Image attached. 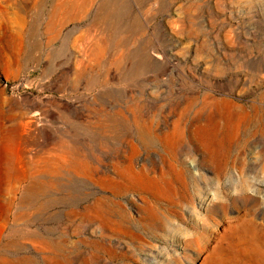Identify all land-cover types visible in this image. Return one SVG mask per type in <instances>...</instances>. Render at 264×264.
<instances>
[{
    "label": "rangeland",
    "instance_id": "1",
    "mask_svg": "<svg viewBox=\"0 0 264 264\" xmlns=\"http://www.w3.org/2000/svg\"><path fill=\"white\" fill-rule=\"evenodd\" d=\"M0 264H264V0H0Z\"/></svg>",
    "mask_w": 264,
    "mask_h": 264
},
{
    "label": "bare ground",
    "instance_id": "2",
    "mask_svg": "<svg viewBox=\"0 0 264 264\" xmlns=\"http://www.w3.org/2000/svg\"><path fill=\"white\" fill-rule=\"evenodd\" d=\"M27 124H28V123H27ZM120 143H121V142H120ZM241 224H244V222L241 221ZM245 226H247L246 228H248L249 231H253V227H252V225H249V224H246V223H245Z\"/></svg>",
    "mask_w": 264,
    "mask_h": 264
}]
</instances>
